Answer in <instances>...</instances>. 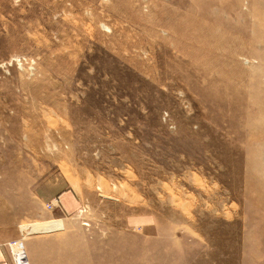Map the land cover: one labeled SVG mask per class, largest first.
Masks as SVG:
<instances>
[{"label":"rangeland","instance_id":"374dc122","mask_svg":"<svg viewBox=\"0 0 264 264\" xmlns=\"http://www.w3.org/2000/svg\"><path fill=\"white\" fill-rule=\"evenodd\" d=\"M254 4L0 0L8 264H264ZM223 23L224 40L190 45Z\"/></svg>","mask_w":264,"mask_h":264},{"label":"bare ground","instance_id":"6f19581e","mask_svg":"<svg viewBox=\"0 0 264 264\" xmlns=\"http://www.w3.org/2000/svg\"><path fill=\"white\" fill-rule=\"evenodd\" d=\"M255 1L256 0H253V5H252V7H254V8H257V5H255L254 3H255ZM262 1H264V0H262ZM258 9H259V13H258V16L259 17H261L263 20H264V7H258ZM219 14H223V13H219ZM223 27L222 28H219L218 27V29L217 28H215V29H213L212 31L213 32H211L210 34L207 32V34L205 35V36H201V37H193L192 35H188V38H189V42H190V45L191 44H197V42L199 43H202V45L203 46H205V47H207L208 45H209V43L210 44H212V42L213 41H211V40H209L210 39V37L211 38H213V40H214V42H216L217 40H220L221 38L223 39V35L221 36V38H219V35H220V33L222 32V34L224 33V31H226L227 30V25L225 24V23H223V24H221ZM249 24H243L241 27H239V31L240 32H246V30H248V28H249ZM198 27V26H197ZM253 27L257 30V34H256V36L254 37V38H252V39H254V41H264V21H263V23H262V25L261 26H259L258 24H257V22H255L254 24H253ZM198 29H200V31H201V29L202 28H198ZM208 29V28H207ZM189 30V29H188ZM202 32V31H201ZM190 33V32H189ZM192 33V32H191ZM224 36H226V35H224ZM231 36H228V38H230ZM197 38H200V41H197ZM217 39V40H216ZM231 39L233 40V38L231 37ZM224 40V39H223ZM202 41V42H201ZM221 41V40H220ZM220 43V42H219ZM219 43H217V44H219ZM214 44V43H213ZM212 44V45H213ZM200 45V44H199ZM216 45V44H215ZM189 46V45H188ZM210 47V46H209ZM213 47V46H212ZM220 47L222 48V46H221V43H220ZM231 47V46H230ZM187 48H189V47H187ZM192 48V47H191ZM195 48V47H194ZM215 48V47H214ZM217 48V47H216ZM220 48V49H221ZM232 51L231 52H233V51H236L237 49L235 48V47H233L232 46ZM219 49V50H220ZM192 50V49H191ZM190 50V51H191ZM198 50H201V49H199L198 48ZM208 51V50H207ZM187 52V51H186ZM203 52H205V51H203ZM216 52V51H215ZM193 53V52H192ZM195 53V52H194ZM211 53V52H210ZM200 54H202V53H200ZM206 54V53H205ZM195 55L196 54H194V57H195ZM197 56V55H196ZM212 57V56H211ZM197 58V57H196ZM202 58V57H201ZM192 59H193V57H192ZM195 61V60H194ZM209 61V60H208ZM208 61H207V63H208ZM192 62H193V60H192ZM211 62H213V60H211ZM250 108V107H249ZM250 123L254 126V125H257V126H260V125H264V114H262V113H259V115L258 114H256V116H254L253 118H250ZM251 136V135H250ZM252 141H253V143H256V144H259V143H263L264 144V128H262V130H255L254 132H253V134H252V139H251ZM255 141H257V142H255ZM259 142V143H258ZM256 147H255V154L254 153H252L251 155H252V159H260V158H262L263 156H264V152L260 149L261 147L260 146H258V145H255ZM259 161V160H258ZM1 200V199H0ZM174 204V203H173ZM183 210V209H182Z\"/></svg>","mask_w":264,"mask_h":264},{"label":"crops","instance_id":"0c3cea01","mask_svg":"<svg viewBox=\"0 0 264 264\" xmlns=\"http://www.w3.org/2000/svg\"><path fill=\"white\" fill-rule=\"evenodd\" d=\"M52 184H53L52 182L47 183V188L44 190V192L50 190L52 192V194L46 195V198H48V199L55 198V200H57L60 204L61 203L63 204L65 202V204L67 206H69V199L66 198V194L68 193V188L67 189H64L63 191H61V193H59L57 195L58 190L52 191L53 189H55V188L52 187ZM64 199H68V200L67 201H64ZM3 254H4V252L3 251L2 252L0 251V264H8L9 261L7 259L3 258L4 257Z\"/></svg>","mask_w":264,"mask_h":264}]
</instances>
